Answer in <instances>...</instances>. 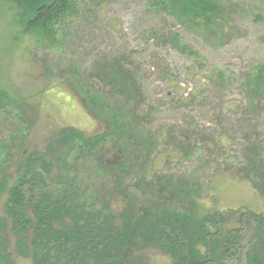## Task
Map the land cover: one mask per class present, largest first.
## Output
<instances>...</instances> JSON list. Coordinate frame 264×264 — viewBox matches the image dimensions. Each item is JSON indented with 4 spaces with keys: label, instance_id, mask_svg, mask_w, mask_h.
I'll return each instance as SVG.
<instances>
[{
    "label": "trees",
    "instance_id": "trees-1",
    "mask_svg": "<svg viewBox=\"0 0 264 264\" xmlns=\"http://www.w3.org/2000/svg\"><path fill=\"white\" fill-rule=\"evenodd\" d=\"M2 1L18 8L23 33L53 44L58 26L79 14L82 0ZM160 3L170 4L167 12L182 26L210 33L220 28L224 15L217 0ZM170 43L189 52L173 36ZM94 73L108 90L90 89L81 76L68 82L104 125L102 132L64 128L45 152L28 150L26 134L0 139V198L5 197L0 264H15L9 235L16 239L17 253L32 264H147L149 250L170 257L172 264H225L240 252L248 233L247 264H264V214L246 208L206 210L202 187L155 170L158 140L145 129L148 116L141 113L138 80L121 58L97 63ZM223 80L218 72L209 78L216 84ZM244 91L250 104L261 103L264 67L251 74ZM13 103L0 91L1 110ZM16 105L20 122H26L24 106ZM33 125L27 121L24 129ZM249 146L255 152L246 178L264 202V163L256 142ZM252 174L262 175V181Z\"/></svg>",
    "mask_w": 264,
    "mask_h": 264
},
{
    "label": "rangeland",
    "instance_id": "rangeland-1",
    "mask_svg": "<svg viewBox=\"0 0 264 264\" xmlns=\"http://www.w3.org/2000/svg\"><path fill=\"white\" fill-rule=\"evenodd\" d=\"M217 1L224 15L210 33L182 26L167 12L170 4L160 0H82L79 14L58 26L52 44L23 33L18 8L0 0V91L15 101L0 109V139L26 134L28 150L45 152L64 128L102 132L104 125L68 81L81 76L90 89L108 90L93 68L121 58L142 89L145 129L158 140L155 170L202 187L206 210L264 214L263 199L246 178L253 140L264 163V97L259 107L244 91L251 74L264 67V0ZM172 36L189 52L172 46ZM217 72L224 80L209 82ZM16 102L34 123L30 130L24 129L27 121L20 122ZM261 176L251 175L259 182ZM4 201L0 198V218ZM250 239L248 233L243 248L225 264H247ZM15 241L9 235L15 264H32L17 253ZM144 260L172 264L157 250L144 252Z\"/></svg>",
    "mask_w": 264,
    "mask_h": 264
}]
</instances>
